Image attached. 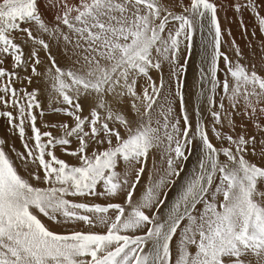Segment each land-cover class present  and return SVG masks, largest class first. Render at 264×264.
<instances>
[{
  "label": "snow or ice",
  "instance_id": "snow-or-ice-1",
  "mask_svg": "<svg viewBox=\"0 0 264 264\" xmlns=\"http://www.w3.org/2000/svg\"><path fill=\"white\" fill-rule=\"evenodd\" d=\"M0 121V264H264V0H0Z\"/></svg>",
  "mask_w": 264,
  "mask_h": 264
},
{
  "label": "bare ground",
  "instance_id": "bare-ground-1",
  "mask_svg": "<svg viewBox=\"0 0 264 264\" xmlns=\"http://www.w3.org/2000/svg\"><path fill=\"white\" fill-rule=\"evenodd\" d=\"M228 17L231 18V23H229L228 20H224L222 17V27L225 28H230L232 31V34L234 35V37L236 38V36H240V38H238L239 40H237V43L244 48L245 52H247V47H246V41L244 39V37L241 34L238 33L237 30H240L239 27V23L236 21L235 17L233 16L232 12H228L227 13ZM245 22L248 24L249 28L251 29L252 26V18L251 17H245ZM257 36H259V33L257 32ZM252 36H251V32H249L248 35V40H251ZM198 52V49H197ZM197 68H198V55L194 56L193 59L191 60V62L189 63L188 66V71H187V84L189 86V90H191V85L193 84L196 74H197ZM5 135V133H4ZM7 135V134H6ZM16 141H14V143H16V145H20V141L19 139H15ZM192 161H189V166L191 165Z\"/></svg>",
  "mask_w": 264,
  "mask_h": 264
},
{
  "label": "rangeland",
  "instance_id": "rangeland-1",
  "mask_svg": "<svg viewBox=\"0 0 264 264\" xmlns=\"http://www.w3.org/2000/svg\"><path fill=\"white\" fill-rule=\"evenodd\" d=\"M237 31L240 34V30H237ZM238 38H240V36H238V37L236 36V40H239ZM190 62H191V60H190ZM4 133H5V135H4ZM6 134H7V132H6V125H5V123L3 121H0V137L7 136ZM14 141H16V140H14ZM15 145H16V143H15ZM16 147L19 148L20 145H16Z\"/></svg>",
  "mask_w": 264,
  "mask_h": 264
}]
</instances>
